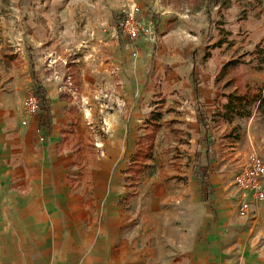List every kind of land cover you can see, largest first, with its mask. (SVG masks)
Instances as JSON below:
<instances>
[{
	"label": "rangeland",
	"instance_id": "rangeland-1",
	"mask_svg": "<svg viewBox=\"0 0 264 264\" xmlns=\"http://www.w3.org/2000/svg\"><path fill=\"white\" fill-rule=\"evenodd\" d=\"M134 3L148 29L138 44L117 27L122 10ZM259 49L264 51V0H0V153L16 154L4 140L20 132L28 153L38 155L48 143L49 160L72 168L69 182L87 198L98 190L96 180L118 177L131 215L128 229H140L141 236L151 208L169 211L171 223L177 221L182 191L195 194L190 178L210 158L218 181L207 205L213 219L231 220L225 246L238 247L241 240L261 249L264 203L242 216L233 175L252 153L264 157V113L258 106L250 117L227 122L220 115L229 89L217 84L223 67L239 59L246 83L264 87ZM57 50H64L61 58L68 51L67 57L83 54L71 84L56 65ZM193 71L214 133L209 155L196 118ZM39 84L51 101L49 137L32 127L40 110L30 113L26 105ZM109 122L119 126L118 134ZM102 189L111 193L112 185ZM162 212L154 218L164 225Z\"/></svg>",
	"mask_w": 264,
	"mask_h": 264
},
{
	"label": "crops",
	"instance_id": "crops-1",
	"mask_svg": "<svg viewBox=\"0 0 264 264\" xmlns=\"http://www.w3.org/2000/svg\"><path fill=\"white\" fill-rule=\"evenodd\" d=\"M60 51L55 55L59 60L54 59L60 62L56 65L64 83L71 84V70L83 54L77 50L67 57L68 51L61 58L64 50ZM33 123L34 130L48 137L53 133L40 130L39 117ZM23 135L4 140L15 155L0 153V264H234L238 260L240 264H264V247L254 250L252 242L241 240L238 247L225 246L231 220L211 217L214 211L198 179L190 178L195 194L182 191L183 209L177 221L171 223L169 211L151 208L152 213L144 216L147 226L141 236L140 229H128L131 215L122 204L126 196L117 187L118 177L96 180L95 195L80 196L69 182L72 168H63L57 158L49 160L48 143L39 147L38 155L28 153L29 148L22 146ZM214 177L213 172L215 192L218 180ZM102 184L112 185V192L99 191ZM159 212L164 225L154 218L161 216ZM219 232L224 233V240L218 242ZM230 248L238 254L229 255Z\"/></svg>",
	"mask_w": 264,
	"mask_h": 264
},
{
	"label": "trees",
	"instance_id": "trees-1",
	"mask_svg": "<svg viewBox=\"0 0 264 264\" xmlns=\"http://www.w3.org/2000/svg\"><path fill=\"white\" fill-rule=\"evenodd\" d=\"M210 9L211 3H208L206 7L207 12H210ZM121 17L122 15L120 18ZM113 23H117V20L112 22V24ZM259 50L257 53L260 54V64L264 65V51L261 49ZM241 61L242 60L234 59L225 65L220 71L217 80L219 86L224 82L225 89H229V94L227 95L228 103L223 105L220 115V117L222 116V118L229 123H232L237 117H250L258 106H261V110L264 113V87H254L246 83L243 73L237 71V64ZM199 84V77L197 73L193 71L192 85L196 94V118L201 127V132L205 135L203 139L205 143H207L206 154L209 155V152L211 151L210 146L212 140H214V133H212L209 115L204 108V104L201 102L202 93L200 92V88H198ZM33 93L38 99L40 108V130L45 131L46 134H50L53 127L50 97L48 96V93H46V89L42 84L37 85ZM140 153L143 158L150 155L148 151ZM209 160L210 158H207V165H202L200 167L196 166V171L194 173L195 178L201 182L202 193L204 194L203 196L206 201H208L214 194L212 180L210 178L213 169Z\"/></svg>",
	"mask_w": 264,
	"mask_h": 264
},
{
	"label": "built area",
	"instance_id": "built-area-1",
	"mask_svg": "<svg viewBox=\"0 0 264 264\" xmlns=\"http://www.w3.org/2000/svg\"><path fill=\"white\" fill-rule=\"evenodd\" d=\"M122 19L117 27L124 36L138 44L141 34L145 29L141 22L142 9L134 3L127 6L121 12ZM34 93L26 99L30 113H37L39 108L38 99ZM27 121L25 120L24 123ZM233 185L236 193V206L242 216L250 214L254 207L264 203V157L252 153L247 163L238 168L233 176Z\"/></svg>",
	"mask_w": 264,
	"mask_h": 264
},
{
	"label": "bare ground",
	"instance_id": "bare-ground-1",
	"mask_svg": "<svg viewBox=\"0 0 264 264\" xmlns=\"http://www.w3.org/2000/svg\"><path fill=\"white\" fill-rule=\"evenodd\" d=\"M70 32V31H69ZM70 35H71V33H69ZM93 57V55H90V56H88V58H92ZM86 111H87V113H86V115H92V113H91V109L90 108H87L86 109ZM113 115V114H112ZM115 118V117H114ZM109 126H110V128L112 129H114V131H115V134H118V132H119V126H117L116 124H115V122H109ZM110 129V130H111ZM116 136V135H115Z\"/></svg>",
	"mask_w": 264,
	"mask_h": 264
}]
</instances>
